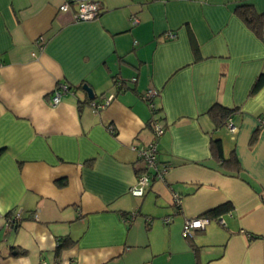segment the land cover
I'll list each match as a JSON object with an SVG mask.
<instances>
[{"label":"crops","instance_id":"obj_1","mask_svg":"<svg viewBox=\"0 0 264 264\" xmlns=\"http://www.w3.org/2000/svg\"><path fill=\"white\" fill-rule=\"evenodd\" d=\"M95 1L99 16L77 21L74 6L60 9L71 0H0V264H264V86L251 94L264 36L235 12L249 3L264 14V0ZM149 88L169 168L135 197L144 165L131 146L153 139ZM110 94L96 111L91 101ZM216 103L237 110L235 132L215 127ZM214 138L238 170L212 154ZM194 217L209 222L185 238ZM62 237L71 244L57 256Z\"/></svg>","mask_w":264,"mask_h":264},{"label":"built area","instance_id":"obj_2","mask_svg":"<svg viewBox=\"0 0 264 264\" xmlns=\"http://www.w3.org/2000/svg\"><path fill=\"white\" fill-rule=\"evenodd\" d=\"M72 6L75 7L74 17L77 21H88L95 19L100 14V5L95 0H71V2L64 3L60 6L63 11L69 10ZM133 23H137L139 20L136 16H132ZM40 41V39H39ZM41 43V42H39ZM133 82L136 81V77L132 79ZM117 84L121 85L122 83ZM69 91L68 85L59 86L53 95V105L59 104L61 97L64 93ZM159 91L154 88H149L145 93L142 94L143 100L148 104L149 108L154 107L155 98L158 96ZM114 94H110L103 103H97L96 101H91V105L96 111L101 110L106 107L107 104L111 102L114 98ZM151 127L153 130V139L144 145L134 144L131 148L137 152L139 159L143 162V168L140 173H138L136 182L130 188V193L135 197H143L153 178L164 179L168 170V166L160 165L158 156V141L160 136L165 132V126L157 118H151ZM227 125L230 131L235 132L236 126L229 119ZM261 125L264 126V119L261 120ZM174 205L180 207L181 198L177 193H173ZM137 212H132L125 218L127 222H132L136 218ZM172 216L163 217V223L165 225L170 224L172 221ZM22 220V211H15L14 215L10 218L11 225H17ZM209 222L206 217H194L185 220L183 225L182 235L185 238H192L195 232L201 228H204ZM221 223L224 220L221 219Z\"/></svg>","mask_w":264,"mask_h":264},{"label":"trees","instance_id":"obj_3","mask_svg":"<svg viewBox=\"0 0 264 264\" xmlns=\"http://www.w3.org/2000/svg\"><path fill=\"white\" fill-rule=\"evenodd\" d=\"M238 17L250 28V30L258 37L263 38L264 36V14L259 13L256 8L249 3L239 4L235 9ZM191 46L195 56V60L201 59L200 46L198 44L195 35L191 33L190 35ZM264 86V74H261L255 80L253 87L251 89V94L256 93ZM152 117L157 118L161 121V117L158 116L159 110L154 104V107H150ZM236 109L225 107L219 103L214 104L210 109L208 114L212 118L215 127L219 128L224 126L229 118L236 112ZM151 125V123H150ZM211 151L221 162L232 164L237 170L240 168L239 160L233 151L229 157L224 156L223 144L220 138H214L211 140ZM1 152V150H0ZM231 205L226 203L224 205L218 206L206 212V214L211 216H219L226 210L230 209ZM71 244L68 237H62L59 240L58 247L56 249V255L59 256L61 251Z\"/></svg>","mask_w":264,"mask_h":264},{"label":"water","instance_id":"obj_4","mask_svg":"<svg viewBox=\"0 0 264 264\" xmlns=\"http://www.w3.org/2000/svg\"><path fill=\"white\" fill-rule=\"evenodd\" d=\"M83 89L88 93L89 97L93 99L95 97L94 90L87 83L83 84Z\"/></svg>","mask_w":264,"mask_h":264}]
</instances>
